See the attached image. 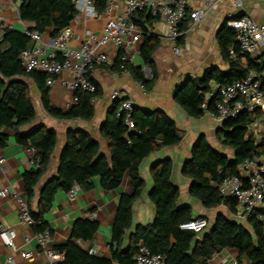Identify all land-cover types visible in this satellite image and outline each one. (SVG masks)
<instances>
[{"label": "trees", "instance_id": "1", "mask_svg": "<svg viewBox=\"0 0 264 264\" xmlns=\"http://www.w3.org/2000/svg\"><path fill=\"white\" fill-rule=\"evenodd\" d=\"M14 1H20V19L32 23L30 29L43 34L50 31L52 37L63 28L72 26L78 15L74 0ZM109 1L94 0L97 11L102 13ZM152 18L146 11L138 12L133 18L144 32L140 57L144 65L149 67L152 77H146L142 66L128 65L135 80L147 89L152 87L159 75L154 53L161 45V38L147 28ZM187 22L182 26L184 31ZM217 39L229 69H208L201 77L188 79L174 90V100L193 118L215 113L217 95L208 98L213 93L214 85L221 86L243 78L250 69L260 73L264 89V65L259 62V58L242 55L238 51L235 29L225 23ZM33 46V41L23 31L0 24V146L5 147L8 143L9 136L5 130L11 129L19 145L34 150L32 165L23 174L25 199L36 221L34 231L49 228L45 216L53 207L60 190L67 192L74 184L90 190L94 187L95 178L99 179L103 189L114 190L122 184L126 173L133 185V193L122 194L119 199L111 231L110 258L91 254L78 244V240H92L99 229L96 220L83 217L75 221L69 240L55 248L63 255L58 264H136L135 255L140 243L153 253L163 254L167 264H208L210 258L223 249L237 250L238 259L241 262L245 260L246 264H264V230L258 218L259 211L253 212L244 223L219 213L215 225L208 227L204 236L180 228L183 222L194 217L190 206H181L178 202L180 190L172 181L171 159L159 161L151 169L153 187L150 200L155 206L153 221L138 225L135 233L127 235L132 226L133 204L144 189L140 174L142 161L155 151L177 145L182 139L176 122L162 110H140L135 106L132 116L134 127L130 128L124 115H118L119 102L115 100L112 116L101 128L109 157L100 151V143L88 131L70 129L60 154L57 173L41 186L38 204L33 210L36 188L50 168L58 133L44 124L29 131L22 130L25 125L33 123L37 116L27 80L37 86L46 112L58 119H92L95 100L102 95L100 84L90 76L96 85L95 92L77 90L75 95L78 104L68 111L55 107L50 100L47 75L36 70L27 72L19 59L23 50ZM232 48L236 51L233 56L230 53ZM243 58L247 59L246 63L242 61ZM119 60L117 57L113 69L120 70ZM253 121L254 114L248 111L236 118L223 120L220 141L233 150L232 157L211 147L205 137H200L194 144L191 157L184 166V175L192 183L190 194L204 207H225L231 215L238 214L237 201L222 196L214 184L236 174L238 166L245 160L264 155V136H254L250 130Z\"/></svg>", "mask_w": 264, "mask_h": 264}, {"label": "crops", "instance_id": "2", "mask_svg": "<svg viewBox=\"0 0 264 264\" xmlns=\"http://www.w3.org/2000/svg\"><path fill=\"white\" fill-rule=\"evenodd\" d=\"M123 0L119 2L120 12ZM20 1L0 0V23L3 27L23 31L25 28L33 26L30 22H24L19 16ZM239 12L248 13L254 20L264 25V0H245L244 7L240 10L234 8L229 2L223 1L214 6L199 22H187V29L183 38L179 42L180 53H175L171 42L161 37V32L165 22L161 18H152L147 24L149 31L161 38V45L154 53V59L158 70V78L151 88H146L133 77L131 72H121L115 70L111 65H99L90 76L100 84L102 95L95 100V114L90 120L82 119H58L52 117L44 109L41 102V95L37 86L30 83L33 102L37 116L33 123L22 127L23 131H29L37 125L44 124L48 128H53L58 133V143L51 157V165L47 173L43 176L38 187L32 205L36 210L40 188L45 182L57 173L61 151L66 143L67 132L70 129H84L88 131L99 143L100 151L109 157L108 145L101 133L103 123L112 116L115 101L112 93L120 90L124 96L132 99L137 108L149 110H162L166 112L177 124L182 139L180 143L173 146H166L158 151L151 153L140 165V174L144 180V189L141 195L133 204L132 226L127 231V235L135 233L138 225H147L155 217V206L150 200V193L153 187L151 175L152 166L162 160L171 159L173 164L172 181L180 190L179 204L190 206L193 217L204 216L209 219L210 224L220 212L226 214L225 207L209 209L190 194L191 180L184 175V166L191 157L194 144L200 137H205L214 149L233 156V150L220 141V132L223 121L207 113L201 118H193L174 100V90L177 85L185 83L188 79L201 77L205 72L219 69L227 71L229 64L223 59L218 43V33L225 23L229 20V14ZM79 21L73 23V34L69 40L72 48H79L88 32L101 34L104 30L105 17L100 15L98 18L85 19L79 16ZM50 31L44 33L46 42L51 38ZM143 39L138 43L128 45L131 64L142 66L148 79L152 73L140 57V49ZM49 51V49H48ZM116 60L117 51L108 50ZM264 56V46L254 53L252 58ZM244 63L247 62L243 58ZM264 75V71H263ZM74 73L64 72L57 78L55 84L49 87V96L52 104L63 110L68 111V104L73 95L67 82L71 81ZM250 130L256 138L264 136V123L259 115L254 118L250 125ZM5 133L9 136L5 147L0 146V158H5L4 166L0 170V191L9 188L10 194L6 197L0 196V223L15 230V244L18 248L13 252L0 240V264H54L47 254L38 246L36 232L33 227L20 220V209L14 194L25 197V186L23 174L31 167L32 152L19 145L11 129H6ZM264 160V155L261 156ZM133 193V185L128 173H126L122 184L114 190L103 189L98 178H95L94 187L86 190L81 187L77 198L70 200L66 192L60 190L51 210L46 214L52 232L50 247L55 250L58 246L65 244L72 232V227L78 218L89 217L99 223V229L88 242H82L86 250L95 248L96 254L110 258L111 256V231L114 217L118 208L119 199L122 194ZM228 212V211H227ZM95 216H92V214ZM229 213V212H228ZM227 215V214H226ZM230 215V217H229ZM229 218L244 223L246 219H240L236 215L229 213ZM28 238V240H27ZM78 244L79 240L77 241ZM32 253L31 258H23L21 251ZM230 250V249H229ZM238 251L231 249L230 252ZM236 256V254H234ZM13 256V263H8V257ZM238 256V255H237ZM63 255L61 256V260ZM60 260V261H61ZM243 262H246L243 260Z\"/></svg>", "mask_w": 264, "mask_h": 264}, {"label": "built area", "instance_id": "3", "mask_svg": "<svg viewBox=\"0 0 264 264\" xmlns=\"http://www.w3.org/2000/svg\"><path fill=\"white\" fill-rule=\"evenodd\" d=\"M110 0L102 13L95 7L94 0H74L78 15L85 18H98L103 15L106 19L104 30L101 34L88 32L79 48H72L69 40L73 34V24L60 30L51 37L48 42L44 34L37 30L25 28L24 34L34 43V46L23 50L20 54V61L27 72L41 71L47 75L46 84L52 87L57 78L64 72H73L74 77L67 82L73 95L68 104L71 108L78 104L77 90L95 92L96 85L90 80V73L99 65H111L114 63V56L108 51L111 48L116 50V58L119 57L121 72H130L128 65L131 59L127 51L130 44L142 40L144 32L141 26L133 19L138 12L146 11L154 18H161L165 22L161 37L172 43L175 53H180V38L186 31L182 30L185 22L197 23L216 5L223 1L229 2L234 8L242 9L245 0ZM74 22L79 21V17ZM228 25L237 33V48L242 55L252 56L264 46V25L257 23L248 13L239 12L229 14ZM1 24V23H0ZM49 49V51H48ZM230 53L235 55L234 48ZM264 65V56L259 60ZM261 75L255 69L248 70L247 74L238 80L225 85H214L213 93L208 98L217 95L216 111L209 113L219 120L236 118L241 113L248 111L259 115L264 123V89L261 85ZM112 99L119 102L118 115H124L126 124L134 127L133 112L134 101L120 90L112 93ZM33 153L34 150H29ZM5 158H0V170L3 168ZM222 196L232 197L237 201L238 214L240 219H246L253 212L259 211L258 218L264 230V160L261 157H254L245 160L238 166L236 174H232L217 184H214ZM81 187L74 184L66 196L70 200L77 198ZM10 194L9 188L0 191L1 197ZM20 209V220L30 227L36 224L30 213V208L25 197L14 194ZM92 216H95L93 213ZM207 217L199 216L183 222L180 225L182 230L203 233L209 226ZM38 246L47 256L58 264L62 254L50 247L52 232L50 228L36 232ZM15 230L0 223V240H3L13 252L18 248L15 244ZM28 240V238H27ZM80 245H83L79 240ZM91 254H96L95 248L87 249ZM23 258H31L32 253L22 250ZM13 256L8 257V263H13ZM136 264H167L163 254L153 253L143 243L138 245V252L135 255ZM208 264H246L241 262L238 256L233 255L229 249L216 252Z\"/></svg>", "mask_w": 264, "mask_h": 264}, {"label": "water", "instance_id": "4", "mask_svg": "<svg viewBox=\"0 0 264 264\" xmlns=\"http://www.w3.org/2000/svg\"><path fill=\"white\" fill-rule=\"evenodd\" d=\"M219 213H220V212H219ZM219 213H218V214H219ZM232 219H233V218H232ZM233 220H235V219H233ZM215 222H216V218L213 220V222H212L211 224H209V227L214 226V225H215ZM206 231H207V230H205V231L202 233L203 236L205 235Z\"/></svg>", "mask_w": 264, "mask_h": 264}, {"label": "rangeland", "instance_id": "5", "mask_svg": "<svg viewBox=\"0 0 264 264\" xmlns=\"http://www.w3.org/2000/svg\"><path fill=\"white\" fill-rule=\"evenodd\" d=\"M225 211H226V214L229 215V213L227 212V210H225ZM229 217H230V215H229ZM208 227H209V226H208ZM200 234H201V233H200ZM230 250H231V249H230ZM232 252H233V253H232L233 255H234V254H236V256L238 255L237 252H236V253H234V251H232Z\"/></svg>", "mask_w": 264, "mask_h": 264}]
</instances>
